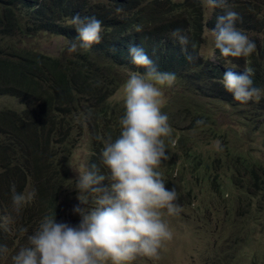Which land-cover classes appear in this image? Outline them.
Instances as JSON below:
<instances>
[{
    "label": "trees",
    "instance_id": "trees-1",
    "mask_svg": "<svg viewBox=\"0 0 264 264\" xmlns=\"http://www.w3.org/2000/svg\"><path fill=\"white\" fill-rule=\"evenodd\" d=\"M228 7L239 13L236 27L245 35L264 21V0H228ZM223 11L213 7L206 15L202 0H0V96L15 97L24 107L0 108V206L10 207L12 186L22 193L30 178L36 200L29 201L27 211L42 212V218L57 214L61 222L58 192L65 177L54 173L60 160L73 154L83 124L94 138L91 165L108 175L100 160L102 139L119 136L124 115V110L116 115L109 102L120 84L115 65L144 71L131 62V44L141 46L161 71L194 84L197 93L211 92L235 106L242 103L225 90L223 74L227 69L250 71L254 86L261 90L258 103L264 112V41L252 37L256 50L245 59L225 58L217 49L213 59L201 53L205 29L212 30L215 17ZM77 13L102 21L100 44L78 47L74 58L54 57L33 46L31 40L44 34L78 44L71 24ZM175 29L189 36L187 52L172 39ZM189 53L194 57L191 61ZM203 105L188 106L189 114L204 109ZM186 154L189 159L188 150ZM101 186L109 187L110 180ZM3 243L2 237L0 247Z\"/></svg>",
    "mask_w": 264,
    "mask_h": 264
},
{
    "label": "rangeland",
    "instance_id": "rangeland-1",
    "mask_svg": "<svg viewBox=\"0 0 264 264\" xmlns=\"http://www.w3.org/2000/svg\"><path fill=\"white\" fill-rule=\"evenodd\" d=\"M202 1L209 15L213 7L207 5V0ZM260 26L246 30V36L263 42L264 21ZM31 42L37 50L54 57L74 58L78 51L69 52L72 40L56 35L44 34ZM201 53L205 58L215 57L214 34L209 28L205 29ZM115 67L119 68L116 77L120 84L109 102L120 116L124 110V83L132 72H143ZM197 90L180 77L172 87L163 89L162 112L169 117L172 136L166 139L170 158L157 170L162 173L166 188L176 187L182 211L169 216L163 210L162 219L173 238L165 242L159 259L138 256L132 264H264V112L256 100L235 106L214 98L211 92ZM195 104H204V109L192 110L191 116L188 106L193 108ZM22 107L17 98L0 96V108ZM198 120L203 123L198 125ZM75 137L73 154L60 160L59 170L54 173L65 177L58 192L61 222L73 226L80 222V216L73 211L80 203L74 189L76 177L91 167L95 149L86 124ZM186 150L191 155L189 159ZM22 193L36 200L30 178ZM27 204L19 213L13 202L10 207L0 206V225L3 217L12 218L10 224L0 227V242L2 237L5 241L1 247L7 248L6 253L0 254V264H14L12 257L29 246L28 237L43 220L42 212L31 214Z\"/></svg>",
    "mask_w": 264,
    "mask_h": 264
},
{
    "label": "clouds",
    "instance_id": "clouds-1",
    "mask_svg": "<svg viewBox=\"0 0 264 264\" xmlns=\"http://www.w3.org/2000/svg\"><path fill=\"white\" fill-rule=\"evenodd\" d=\"M207 5L224 9L215 17L212 29L215 49L225 58L253 54L256 44L237 29L241 17L228 7V0H207ZM71 24L79 43L73 42L69 52L101 43L102 21L96 17L82 18L77 13ZM171 37L182 51H188L189 36L182 29L173 30ZM128 54L131 62L144 71L132 72L122 87L124 115L119 120V136L102 139L100 160L108 175L100 174L95 164L80 172L74 188L80 203L73 209L80 216L79 224L59 222L57 214L46 215L38 230L28 237L29 246L12 257L14 264H132L138 256L159 259L165 242L172 240L173 233L162 219L163 210L173 216L182 208L177 203L176 187L166 188L157 169L170 158L166 139L172 136L169 117L162 112L163 89L172 87L177 77L174 72L161 71L139 45H129ZM187 59L194 57L189 53ZM223 86L240 103L261 99V90L254 86L248 70H225ZM202 123L197 121L198 125ZM105 179L110 180L109 187L101 186ZM30 200L31 195L19 193L12 186L16 213ZM2 219L0 227L12 222L10 216ZM6 252V247H0V254Z\"/></svg>",
    "mask_w": 264,
    "mask_h": 264
}]
</instances>
